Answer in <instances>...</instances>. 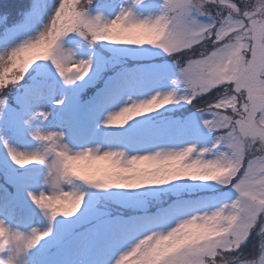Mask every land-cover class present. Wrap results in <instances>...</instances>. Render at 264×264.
<instances>
[{"label":"snow or ice","instance_id":"6c2138e0","mask_svg":"<svg viewBox=\"0 0 264 264\" xmlns=\"http://www.w3.org/2000/svg\"><path fill=\"white\" fill-rule=\"evenodd\" d=\"M0 264H264V0H0Z\"/></svg>","mask_w":264,"mask_h":264}]
</instances>
